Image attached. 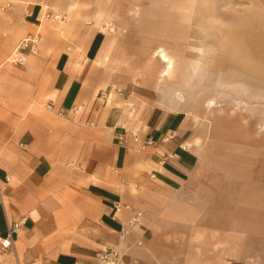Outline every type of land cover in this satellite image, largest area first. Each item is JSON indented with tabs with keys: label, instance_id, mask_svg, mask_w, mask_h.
Wrapping results in <instances>:
<instances>
[{
	"label": "crops",
	"instance_id": "crops-1",
	"mask_svg": "<svg viewBox=\"0 0 264 264\" xmlns=\"http://www.w3.org/2000/svg\"><path fill=\"white\" fill-rule=\"evenodd\" d=\"M126 2L0 0V264H264V179L145 75Z\"/></svg>",
	"mask_w": 264,
	"mask_h": 264
},
{
	"label": "rangeland",
	"instance_id": "rangeland-1",
	"mask_svg": "<svg viewBox=\"0 0 264 264\" xmlns=\"http://www.w3.org/2000/svg\"><path fill=\"white\" fill-rule=\"evenodd\" d=\"M127 2L119 6L128 8L129 23L154 35L174 60L172 76H161L156 56L145 75L180 91L235 156L249 161L242 166L264 179V0Z\"/></svg>",
	"mask_w": 264,
	"mask_h": 264
},
{
	"label": "built area",
	"instance_id": "built-area-1",
	"mask_svg": "<svg viewBox=\"0 0 264 264\" xmlns=\"http://www.w3.org/2000/svg\"><path fill=\"white\" fill-rule=\"evenodd\" d=\"M3 1V5L2 7H5L7 5V2L8 0H2ZM30 40V39H29ZM32 43H35L36 42V37L31 39L30 40ZM13 58L11 59L12 62H19L21 63L22 61H24V57L22 55H20V53H14ZM100 97L103 96V92L100 93L99 95ZM46 109L48 110H51V106L50 105H46ZM80 107L79 106H76L74 107V110H79ZM59 113V111H58ZM125 132L124 131L123 133H121L118 137V142L120 144H122L123 146H126L127 144V138L125 136ZM132 139L133 140H136L137 137L135 135L132 136ZM151 139L150 138H147L145 140H143L139 146L141 148H144L146 145L148 144H151ZM116 208H117V205H116ZM139 219H140V212H135L134 216L132 217L130 223L132 224H138L139 223ZM20 222H13V223H10L8 224L7 226V230H8V236L5 237V238H2L0 237V245L1 247H8L10 246V243H11V233L15 232V233H18L20 231ZM97 258L98 260L103 263V264H117L118 262V255L117 253L112 249V248H109V249H106L102 252H100L98 255H97ZM128 264H133V263H128Z\"/></svg>",
	"mask_w": 264,
	"mask_h": 264
},
{
	"label": "bare ground",
	"instance_id": "bare-ground-1",
	"mask_svg": "<svg viewBox=\"0 0 264 264\" xmlns=\"http://www.w3.org/2000/svg\"><path fill=\"white\" fill-rule=\"evenodd\" d=\"M156 55L159 57V59L164 63V66L162 68V70L160 71L161 72V75L163 77H169V76H172L173 74V70H174V60L173 58L165 53L162 49H158L157 51H155ZM197 72V71H196ZM160 74V73H159ZM195 76V75H194ZM183 80V79H182ZM207 80V79H206ZM199 81V77L196 76V81L195 82H198ZM204 82V81H203ZM206 83V82H205ZM208 83V82H207ZM206 92V91H205ZM199 97V96H198ZM183 98V96H182ZM178 101V100H177ZM212 102H208V104H210Z\"/></svg>",
	"mask_w": 264,
	"mask_h": 264
}]
</instances>
